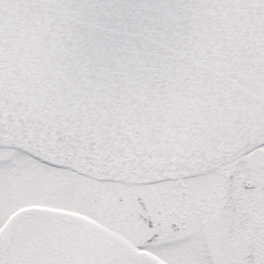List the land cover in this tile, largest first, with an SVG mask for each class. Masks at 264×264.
Returning a JSON list of instances; mask_svg holds the SVG:
<instances>
[{"label":"snow or ice","instance_id":"snow-or-ice-1","mask_svg":"<svg viewBox=\"0 0 264 264\" xmlns=\"http://www.w3.org/2000/svg\"><path fill=\"white\" fill-rule=\"evenodd\" d=\"M0 264H264V0H0Z\"/></svg>","mask_w":264,"mask_h":264}]
</instances>
